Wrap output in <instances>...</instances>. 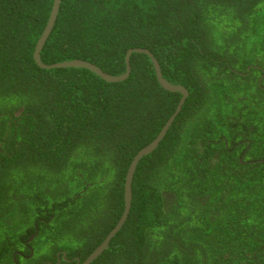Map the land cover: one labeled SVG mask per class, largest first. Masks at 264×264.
Instances as JSON below:
<instances>
[{
  "label": "trees",
  "instance_id": "1",
  "mask_svg": "<svg viewBox=\"0 0 264 264\" xmlns=\"http://www.w3.org/2000/svg\"><path fill=\"white\" fill-rule=\"evenodd\" d=\"M52 1L0 0V264H81L181 97L140 52L39 67ZM134 48L187 96L88 264H264V0H60L39 58Z\"/></svg>",
  "mask_w": 264,
  "mask_h": 264
},
{
  "label": "water",
  "instance_id": "2",
  "mask_svg": "<svg viewBox=\"0 0 264 264\" xmlns=\"http://www.w3.org/2000/svg\"><path fill=\"white\" fill-rule=\"evenodd\" d=\"M59 1L60 0H53L52 1V7H51V11L49 13L47 22H46V24H45L40 36L38 37V39H37V41L35 43V47H34V50H33L32 57H33L34 61L36 62V64L39 67H41V68L82 67V68H86V69L94 72L96 75H98L100 78H102L103 80H105L107 82H117V81H121V80L125 79L127 77L128 73H129V65H128L129 55L132 52H140V53H144V54L149 56V58H150V60L152 62L153 68H154L156 80L160 84V86L162 88L170 91V92H179L181 94V97H180V99L178 101V104L176 106L175 111L168 118V120L163 125V127L161 128L159 133L156 135V137L151 142H149L146 146H144L140 150H138V152L134 155V157L130 161V163L128 165V168H127V171H126V174H125V178H124V185H123V202H124L123 204H124V208H123L122 214H121L119 220L117 221L116 225L112 228V230H110V232L106 235L104 240L81 262V264H88L91 260L96 258V256L98 254H100L103 249L106 248L107 243H108L109 239L111 238V236L118 230V228L121 226V224L125 220L127 212L129 210V206H130V200H131L130 181H131L132 173H133V170H134V166H135L136 162L143 155H146L149 152H151L155 148V146L158 144L160 139L163 137V135L166 132L167 128L171 124L175 114L178 112V110L181 107L185 97L187 96V91H186V89H184L180 85L172 84V83L166 81L162 77V74L160 72V67H159L158 62L156 61V59L152 56V54L148 50L142 49V48H134V49L127 50V52L125 54V57H124L125 70L120 75H110L108 73L103 72L100 68H98L93 63L85 61V60H80V59L65 60V61H62V62L54 63V64H43L40 61L39 52H40L41 47H42L45 39L47 38V36H48V34H49L53 24H54V21H55V18H56V14H57V11H58V7H59Z\"/></svg>",
  "mask_w": 264,
  "mask_h": 264
},
{
  "label": "flooded vegetation",
  "instance_id": "3",
  "mask_svg": "<svg viewBox=\"0 0 264 264\" xmlns=\"http://www.w3.org/2000/svg\"><path fill=\"white\" fill-rule=\"evenodd\" d=\"M61 255V257L65 260V261H67L65 258H64V252L63 251H57L56 253H55V258L57 259V261L55 262V263H51V264H58L59 263V260H58V258H59V256ZM45 262V261H44ZM43 264V263H42Z\"/></svg>",
  "mask_w": 264,
  "mask_h": 264
},
{
  "label": "rangeland",
  "instance_id": "4",
  "mask_svg": "<svg viewBox=\"0 0 264 264\" xmlns=\"http://www.w3.org/2000/svg\"><path fill=\"white\" fill-rule=\"evenodd\" d=\"M263 98L260 99V101L262 100Z\"/></svg>",
  "mask_w": 264,
  "mask_h": 264
}]
</instances>
